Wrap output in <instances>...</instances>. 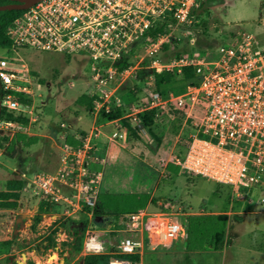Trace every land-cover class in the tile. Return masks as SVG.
Listing matches in <instances>:
<instances>
[{
	"label": "rangeland",
	"instance_id": "obj_1",
	"mask_svg": "<svg viewBox=\"0 0 264 264\" xmlns=\"http://www.w3.org/2000/svg\"><path fill=\"white\" fill-rule=\"evenodd\" d=\"M197 13L187 28L171 36L168 48L161 53L163 56L213 58L221 45L237 40L241 30L253 33L256 45L264 49V0H204ZM201 40L210 42V49H200ZM19 52L21 59L14 63L20 62L32 80L31 84H25L31 107L19 105L27 110L21 112L29 119L26 126L0 128V135L9 137V145L12 146L13 140L19 147L14 157L0 149V192L7 190L8 179L20 176L24 179L17 191L16 206L0 208V264H85L86 255L103 253L111 254V259L120 255L118 244L122 237L143 236L146 246L141 251L146 252L156 246L147 237L148 231L126 230V214L139 208L178 219L186 234L192 218H202L212 229H223L227 240L223 253L196 254L193 264L264 262V189L259 185L233 189L185 171L178 160L187 150L193 129L178 113L174 116L163 113L142 134L139 129L137 136L127 134L122 142L125 146L117 149L105 166L91 160L90 165L95 163L90 166L92 170H104L97 197L104 204L102 213L98 214L96 208L90 215L92 207L78 208L36 194L28 186L34 175L44 170L55 171L61 165L65 150L57 133L69 128L62 123L68 126L79 113H85L77 98L89 92L93 95V107L94 100L100 98L93 75L101 64L96 56L84 51L66 53L21 47ZM1 57L9 59L11 54L0 48ZM136 59L137 55H131L129 63L134 66ZM139 73L133 72L121 86V95L131 105L148 103L153 90V76L140 80ZM186 86L187 82L179 76L162 86V90L179 94ZM130 90L136 94L132 95ZM125 93L132 99L128 100ZM161 223V219L151 220L146 225ZM92 235L103 245L99 252L86 249ZM190 243L201 245L200 240ZM207 243L205 246L212 249ZM175 259L168 257L165 261L175 264ZM143 263L159 264L156 252H146Z\"/></svg>",
	"mask_w": 264,
	"mask_h": 264
},
{
	"label": "built area",
	"instance_id": "obj_2",
	"mask_svg": "<svg viewBox=\"0 0 264 264\" xmlns=\"http://www.w3.org/2000/svg\"><path fill=\"white\" fill-rule=\"evenodd\" d=\"M203 1L39 0L31 4L12 20L6 31L10 44L1 47L11 54L9 59L0 58L2 107L20 113L25 111L20 104L31 107L17 95L25 94V84L32 83L27 69L14 63L21 59V47L96 56L101 64L93 75L100 97L94 100L98 110L110 108L112 95L133 72L181 74L183 68L192 67L198 83L187 85L179 94L152 90L148 103L138 105L127 116L143 129L141 113L150 109H155V118L182 113L184 123L193 129L187 150L178 160L184 170L233 189L264 187V49L256 45L254 34L241 30L238 39L221 45L213 58L160 57L163 45L177 30L190 25ZM131 55H137L135 65L120 69L119 64L129 63ZM18 125L0 119V128ZM97 134L94 128L77 147L65 144L62 164L53 172H37L28 186L43 197L93 210L101 173L91 170L90 162L105 160L93 154L92 137ZM159 219L163 223L146 225ZM125 223L127 231H148L147 237L155 245L169 244L185 230L178 219L145 208L127 213ZM144 241L143 236L119 238V254L140 253ZM102 248L96 235L88 238L86 249L99 252ZM108 264L140 263L118 256Z\"/></svg>",
	"mask_w": 264,
	"mask_h": 264
},
{
	"label": "trees",
	"instance_id": "obj_3",
	"mask_svg": "<svg viewBox=\"0 0 264 264\" xmlns=\"http://www.w3.org/2000/svg\"><path fill=\"white\" fill-rule=\"evenodd\" d=\"M7 2H10V0H0V4L7 3ZM21 12H22V9L0 10V48L8 46L10 44V38L6 33L7 28L12 22V20ZM196 16H198V13L196 14ZM198 45L200 46V47L198 46L200 49H210V47L208 46L210 45V42L207 43V41L201 40L199 41ZM168 46H169V43L164 44L162 47L161 53L164 50H166ZM206 46L209 48H204ZM161 53H160V57L162 59H168L173 56L181 55V54H175V55L170 54L169 56H163ZM129 64L130 63H127V62L119 64V68L123 69ZM150 74L151 76H153V80H152L153 90L161 91L163 93H168V92L163 91L162 86L170 83L171 81H174V79L179 76L182 77V79H184L187 82V85L196 84L199 82V77L195 74L194 69L192 67L183 68V71L181 74L172 73V72H164V71L151 72L149 70L142 69L140 70L138 78H140V80H143L142 79L143 77L146 78ZM136 88H137V85H136ZM119 91L123 92L122 87L119 88ZM125 94L128 97V100L132 99V97L131 98L129 97L130 96L129 94L127 93ZM135 94L136 93L132 91V95H135ZM17 95H18V98L22 102L30 103V99L25 94L18 92ZM2 96H3V90L0 88V97ZM92 99H93V95L84 93V94H81L77 98V103L80 106H82L86 111L90 112L92 111V108H93ZM125 102H127L126 98H125ZM178 114L182 115V113H179V112ZM124 115H125L124 106L112 105L109 109L103 108L100 110L98 117H97V121L101 122V121H108V120L120 118L123 124H125V126L129 129V131L135 134L136 130H138V127L137 126L132 127L128 122H126ZM141 117H142L143 126L150 127L152 123H154V120H155V109H150L146 112L141 113ZM182 117L184 116L182 115ZM0 119L7 120V121H13V122H16L22 125L24 124L26 125L29 122V119L26 116L22 115V113L17 114L15 113V111H8L4 107H2ZM81 135H86V132L83 131ZM8 141H9V137L7 135H0V148L3 149L6 152V154H8L10 157H14L17 152V148H19L18 144L16 145V143L13 142L12 140V146H10ZM67 141L69 144H71L74 147H77L81 143L80 140H76L72 137H67ZM5 142H8V143L6 144ZM23 183H24V179L21 176L19 178L12 177L7 180V190L0 192V208L16 206V199H18L19 197V193L17 191H19V189L22 188ZM103 207H104L103 202L100 203V201L98 202L97 200L96 205L94 206V209L99 208L97 210L98 214L103 212L102 210ZM191 240L193 241L200 240L201 245L192 246V244L190 243ZM187 242H188V247H198L200 249L205 246L206 242H208L207 244H209L213 250H221L225 246V243L227 242V240L225 239L223 229H212V227L210 228L209 226L205 224L202 218H192L188 224ZM110 257H111V254H107V253L86 255L85 264H104V263L108 264ZM119 257L129 258L132 260H139L138 254H120Z\"/></svg>",
	"mask_w": 264,
	"mask_h": 264
},
{
	"label": "crops",
	"instance_id": "obj_4",
	"mask_svg": "<svg viewBox=\"0 0 264 264\" xmlns=\"http://www.w3.org/2000/svg\"><path fill=\"white\" fill-rule=\"evenodd\" d=\"M123 84L124 83H121L120 87ZM119 88L112 95V96H115V99H111L112 105L124 106V108H125L124 117L126 119V122H128L132 127L137 126L133 123L131 118L127 116V114H128L127 110L131 111L132 109H134L138 105H136V104L131 105L130 102H125L124 95H121V91H119ZM87 93L89 94V92H87ZM83 110L85 113H83V112L79 113L77 115L74 123H71L68 126L66 125V127H69L68 130L60 131L57 133V138H60L61 141L63 140L62 142L64 145L69 144L67 141V137H72L76 140H80L81 141L80 144H82V137L85 135H81V133L84 131V132H86V135H88L91 133V131H93L94 128H97L98 134L96 136L92 137L93 138V141H92L93 154L99 156L100 158H105V160L104 161H100V159H98V160L92 159V160L99 162V164H101L102 166H105L107 159H109V158L112 159L114 154L116 153L117 149H120V148L122 149V146H125V145H123V143L126 141L127 134L132 136L133 133H131L129 131V129L125 126V124H123V122L120 118L108 120V121H101V122L97 121V117H98V114H99L101 109L98 110L95 107H93L92 111H90V112L86 111L85 109H83ZM26 112H27V110L24 111V113H26ZM84 116L86 117V120L84 119L85 118ZM82 123L84 124V126L82 125ZM23 126H26V125L24 124ZM142 126H143V124H142ZM137 127L139 129V131H138L139 134H142V132L145 131V128H148L145 126H143V129H141L139 126H137ZM135 135L137 136L136 133H135ZM69 145H71V144H69ZM154 155L156 156V154H154ZM63 156H64V154H63ZM62 161H63V157H62ZM62 161H61V164H62ZM94 164H92L90 166L93 167ZM49 172H53V171H49ZM97 172H100L101 177H103L104 170H103V172L102 171H97ZM261 188L264 189L263 186H261ZM64 190L69 191L65 187H64ZM98 194H99V192H98ZM93 210H94V208H93ZM93 210H92V212H88V213H90V215H92ZM184 229L185 230L178 236V238L174 239L171 243L159 244L156 246L153 245V247L146 250V252H149V251L156 252V256L158 258L159 264H170L169 261H165L168 257H176L175 264H193V258L196 254H201L203 252L204 253L205 252L206 253H210V252L211 253L212 252L223 253L224 248L221 250H213V249L208 248L207 246H205L204 249H202V248L200 249L198 247H188V242H187L188 234H186V228L185 227H184ZM181 237H183V240L180 239ZM229 244H227V245H229ZM144 245H143V247H144ZM146 252H144L143 250L142 251L140 250V253H138V255L139 254L141 255V256L139 255L141 258V259L139 258L140 264H144L143 259H144ZM203 264H209V263H203ZM260 264H264V262H262Z\"/></svg>",
	"mask_w": 264,
	"mask_h": 264
},
{
	"label": "water",
	"instance_id": "obj_5",
	"mask_svg": "<svg viewBox=\"0 0 264 264\" xmlns=\"http://www.w3.org/2000/svg\"><path fill=\"white\" fill-rule=\"evenodd\" d=\"M37 1L39 0H10V2L0 4V10L24 9ZM1 110H2V105H1V97H0V115H1Z\"/></svg>",
	"mask_w": 264,
	"mask_h": 264
},
{
	"label": "bare ground",
	"instance_id": "obj_6",
	"mask_svg": "<svg viewBox=\"0 0 264 264\" xmlns=\"http://www.w3.org/2000/svg\"><path fill=\"white\" fill-rule=\"evenodd\" d=\"M53 257H55V255Z\"/></svg>",
	"mask_w": 264,
	"mask_h": 264
}]
</instances>
